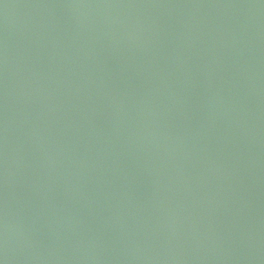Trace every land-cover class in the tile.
Masks as SVG:
<instances>
[{"label":"water","instance_id":"1","mask_svg":"<svg viewBox=\"0 0 264 264\" xmlns=\"http://www.w3.org/2000/svg\"><path fill=\"white\" fill-rule=\"evenodd\" d=\"M0 264H264V0H0Z\"/></svg>","mask_w":264,"mask_h":264}]
</instances>
